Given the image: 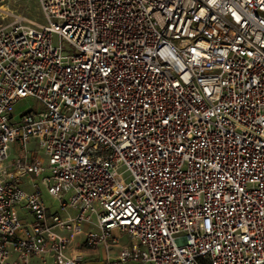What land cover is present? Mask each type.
<instances>
[{"label": "built area", "instance_id": "2783aa9c", "mask_svg": "<svg viewBox=\"0 0 264 264\" xmlns=\"http://www.w3.org/2000/svg\"><path fill=\"white\" fill-rule=\"evenodd\" d=\"M38 2L0 0V264H264V0Z\"/></svg>", "mask_w": 264, "mask_h": 264}, {"label": "rangeland", "instance_id": "374dc122", "mask_svg": "<svg viewBox=\"0 0 264 264\" xmlns=\"http://www.w3.org/2000/svg\"><path fill=\"white\" fill-rule=\"evenodd\" d=\"M6 4L8 6V10H10L14 13L21 14L22 16L27 17L28 19H31L33 21H37V22H41V23L44 22V18H43L41 9L39 7L38 0H7ZM6 21H8V19ZM3 22H5V21H3ZM54 42L56 44H58V40L56 37H54ZM60 43H61V47L63 49V52L65 54L75 52L74 48L71 45H69L67 42L61 41ZM29 109H34L36 111H39V110L43 109V107H41V105L36 100H34L32 98H26V99H22L21 101H19L16 104L14 114L16 115V117H19L23 112H25ZM31 149H34V143L31 144ZM39 156H43L41 152H39ZM120 172H121L122 178L126 182H128L129 181V174L127 172H125L123 168L120 169ZM40 181H41L40 179H37L36 183L39 186V190L41 191V195H42V199H43L44 203L46 204V206L48 208L51 209V212H58V202L56 200H54L53 198H51L47 194L45 188L40 183ZM21 187L24 190H27L25 182L22 184ZM27 191H29V190H27ZM18 215L20 217H22V214L19 210H18ZM30 218H31L30 216H26V217H24V220H21V221L25 222V221L30 220ZM124 239H126V238H124ZM77 241H82V237H79L77 239Z\"/></svg>", "mask_w": 264, "mask_h": 264}]
</instances>
